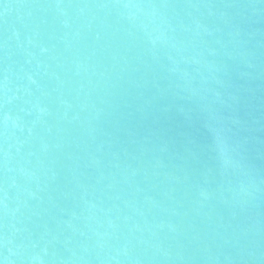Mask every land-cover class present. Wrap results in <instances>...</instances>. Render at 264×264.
Masks as SVG:
<instances>
[{"label": "water", "instance_id": "obj_1", "mask_svg": "<svg viewBox=\"0 0 264 264\" xmlns=\"http://www.w3.org/2000/svg\"><path fill=\"white\" fill-rule=\"evenodd\" d=\"M0 264H264V0H0Z\"/></svg>", "mask_w": 264, "mask_h": 264}]
</instances>
